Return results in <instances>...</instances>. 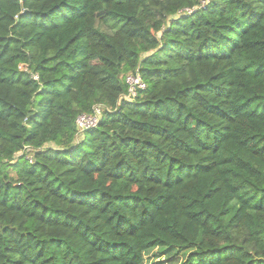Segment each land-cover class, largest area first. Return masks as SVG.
Returning <instances> with one entry per match:
<instances>
[{
	"label": "trees",
	"instance_id": "16d2710c",
	"mask_svg": "<svg viewBox=\"0 0 264 264\" xmlns=\"http://www.w3.org/2000/svg\"><path fill=\"white\" fill-rule=\"evenodd\" d=\"M258 102L264 0H0V264H264Z\"/></svg>",
	"mask_w": 264,
	"mask_h": 264
},
{
	"label": "built area",
	"instance_id": "2783aa9c",
	"mask_svg": "<svg viewBox=\"0 0 264 264\" xmlns=\"http://www.w3.org/2000/svg\"><path fill=\"white\" fill-rule=\"evenodd\" d=\"M208 0H201V5H205ZM186 13H190L191 10L186 9ZM125 83L128 86V93L123 98L126 100H130L135 97L137 89H143L144 84L140 80L138 74L129 75L125 79ZM103 107L94 106L92 112L90 114H81L76 118L75 124L78 130V133H83L89 129L96 127L99 122L100 116L103 112Z\"/></svg>",
	"mask_w": 264,
	"mask_h": 264
},
{
	"label": "rangeland",
	"instance_id": "374dc122",
	"mask_svg": "<svg viewBox=\"0 0 264 264\" xmlns=\"http://www.w3.org/2000/svg\"><path fill=\"white\" fill-rule=\"evenodd\" d=\"M221 48H213V51L219 52ZM254 111H263L264 102H258L252 108ZM186 252H180L177 249H153L144 254L143 264H182L185 260Z\"/></svg>",
	"mask_w": 264,
	"mask_h": 264
}]
</instances>
